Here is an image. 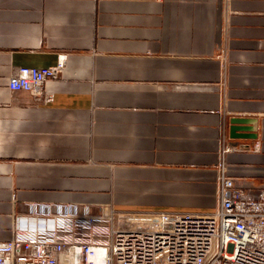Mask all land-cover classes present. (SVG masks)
<instances>
[{
  "label": "crops",
  "instance_id": "crops-1",
  "mask_svg": "<svg viewBox=\"0 0 264 264\" xmlns=\"http://www.w3.org/2000/svg\"><path fill=\"white\" fill-rule=\"evenodd\" d=\"M59 59L47 100L8 88ZM221 163L264 189V0H0V241L59 208L210 212Z\"/></svg>",
  "mask_w": 264,
  "mask_h": 264
},
{
  "label": "built area",
  "instance_id": "built-area-1",
  "mask_svg": "<svg viewBox=\"0 0 264 264\" xmlns=\"http://www.w3.org/2000/svg\"><path fill=\"white\" fill-rule=\"evenodd\" d=\"M64 66H19L7 86L47 100L45 84ZM218 181L219 204L206 213L59 208L52 228H17L0 241V264H264V189L243 190L224 163Z\"/></svg>",
  "mask_w": 264,
  "mask_h": 264
},
{
  "label": "water",
  "instance_id": "water-1",
  "mask_svg": "<svg viewBox=\"0 0 264 264\" xmlns=\"http://www.w3.org/2000/svg\"><path fill=\"white\" fill-rule=\"evenodd\" d=\"M244 120H242V118H236L234 120L231 121L232 125L230 127V130H231V133H236V135H238V131H242L241 129V123L243 122ZM249 124H251V126H248L250 128H247L246 130H243V131H248L249 133L250 132H255V124H254V121H249L248 122ZM234 134H232L233 136Z\"/></svg>",
  "mask_w": 264,
  "mask_h": 264
}]
</instances>
